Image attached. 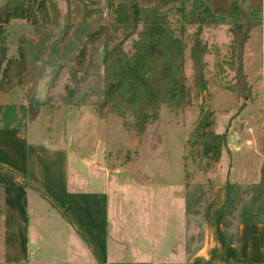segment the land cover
<instances>
[{"label":"rangeland","instance_id":"1","mask_svg":"<svg viewBox=\"0 0 264 264\" xmlns=\"http://www.w3.org/2000/svg\"><path fill=\"white\" fill-rule=\"evenodd\" d=\"M111 1L119 0H51L54 11L58 10L51 16L58 15V22L33 26L24 20L11 21L6 28L7 57L14 60L18 50L24 49L27 70L22 80H14L7 100L28 103L34 116L42 113V119L36 118L37 126L56 121L57 146L63 144L71 150V177L74 162L78 165L74 151L89 159L81 164L85 174H91L88 169L92 161L126 169L112 175L121 179L120 190L111 189V209L115 211L111 212L112 224L114 228L129 227L133 235L132 230H146V226L140 228L138 218L153 215L154 221L146 230L148 236L138 243L140 249L151 248L152 253L146 256L152 261H156L155 252L158 259L163 258L166 254L160 256L158 252H167L171 246L180 252L187 244L193 249L199 245L204 231L202 221L192 215L208 199L211 182L228 181L229 204L221 212L225 211L230 237H235L238 224L249 222L252 215H262L264 223V193L260 194L258 186L264 169V75L259 73L255 60L260 29L255 30L257 45L250 47L251 56L244 70L248 73L249 93L237 92L235 73L226 64L231 41L228 27L206 29L203 37L211 50L206 57L208 90L195 97L188 108L171 110L163 106L158 121L139 137L130 115L124 121L113 114H100L97 108L104 91V37L92 42L90 35L111 21ZM5 2L0 0V7ZM142 11L146 14L149 9L143 7ZM84 47L86 55L79 58ZM185 71L190 84L193 70L188 58ZM203 109L212 112L213 131L227 134L226 148L216 163L202 157L199 143H189ZM182 166L190 182L197 179V173L209 171L204 175L209 183L194 184V189L185 191L184 184H179L185 175ZM133 177L136 182L151 180L147 194L136 187ZM141 184L144 186V182ZM184 191L190 193V200L174 195ZM121 199L124 204L119 203V213L117 201ZM184 212L191 215L189 222ZM123 219L127 224H120ZM128 260H132L130 255Z\"/></svg>","mask_w":264,"mask_h":264},{"label":"crops","instance_id":"2","mask_svg":"<svg viewBox=\"0 0 264 264\" xmlns=\"http://www.w3.org/2000/svg\"><path fill=\"white\" fill-rule=\"evenodd\" d=\"M209 1L214 14L225 16L233 0ZM249 2L264 14V0ZM260 31L258 45L254 31L245 46L244 70L250 47L256 44L257 68L264 75V28ZM10 96L0 93V264H264V223L242 222L235 237L228 234L225 211L221 212L228 181L211 182L208 199L193 212L204 230L199 245L193 249L187 244L180 252L171 246L167 252H158L165 257L158 259L155 252L156 261L150 260L146 254L152 253L151 248L140 249L138 243L148 236L146 230L154 221L153 215L138 218L140 228L146 226V230H132L133 235L129 227L114 228L112 224L111 212L115 211L111 209V189L118 191L121 186V179L112 175L126 169L110 167L105 160L104 164L92 161L88 169L91 174H85L81 164L89 159L74 151L78 165L74 162L71 177V150L63 144L57 146L56 121L54 128L50 120L37 126L42 113L32 120L30 105L13 103L7 100ZM183 170L185 175L179 184H184L185 191L210 181L204 176L209 171L197 173V179L190 182L191 177L187 178ZM133 180L147 194L151 180L143 181L144 186ZM185 191L174 195L189 199L190 193ZM119 203L123 205L124 201H117V208ZM187 213L184 217L189 222L191 215ZM127 222L120 220V224Z\"/></svg>","mask_w":264,"mask_h":264},{"label":"trees","instance_id":"3","mask_svg":"<svg viewBox=\"0 0 264 264\" xmlns=\"http://www.w3.org/2000/svg\"><path fill=\"white\" fill-rule=\"evenodd\" d=\"M143 7L149 9L146 14ZM109 10L111 21L90 35L92 42L104 37V91L97 108L100 114H113L124 121L130 115L139 137L158 121L163 106L188 108L195 97L208 90L206 57L211 50L203 37L206 29L228 27L231 41L226 64L235 73L237 92H250L244 71L245 46L255 30H263L264 14L249 0H233L225 16L214 14L209 0H119L111 1ZM53 11L51 0H6L0 7V93L10 92L14 80H22L27 70L24 49L18 50L14 60L7 57V26L13 20L33 26L52 20L56 23L58 15L51 13L58 10ZM85 55L84 47L79 58ZM187 58L193 70L190 84L185 71ZM36 118L31 114L32 120ZM212 127V112L203 109L189 143H199L202 157L216 163L226 148L227 134H217ZM258 186L262 195L264 169ZM228 204L227 192L224 209ZM262 222L259 214L249 220L251 224Z\"/></svg>","mask_w":264,"mask_h":264}]
</instances>
